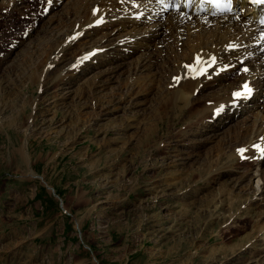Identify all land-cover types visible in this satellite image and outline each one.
Segmentation results:
<instances>
[{
    "label": "rangeland",
    "instance_id": "1",
    "mask_svg": "<svg viewBox=\"0 0 264 264\" xmlns=\"http://www.w3.org/2000/svg\"><path fill=\"white\" fill-rule=\"evenodd\" d=\"M76 2L50 11L46 0H0V264H264V161L226 166L245 141L239 130L264 113L263 97L232 116L214 114L223 121L215 128L195 121L203 100L221 91L216 83L182 112L158 107L178 66L153 80L154 92L133 68L141 53L158 48L163 56L184 39L181 29L163 40L171 33L163 25L155 41L163 43L124 51L113 60L119 72L110 73V87L96 95L137 80L144 93L134 99L143 103L95 106L89 91L108 65L80 60V48L121 33L99 29L47 55L78 23L70 15Z\"/></svg>",
    "mask_w": 264,
    "mask_h": 264
},
{
    "label": "bare ground",
    "instance_id": "2",
    "mask_svg": "<svg viewBox=\"0 0 264 264\" xmlns=\"http://www.w3.org/2000/svg\"><path fill=\"white\" fill-rule=\"evenodd\" d=\"M52 1L53 5L48 6L49 3L46 0L48 4L46 3L45 9L53 10L62 0ZM226 1L235 3L233 9H220L214 0H120L121 3L119 0H77L73 14L70 15L78 18V27L76 24L67 35L61 36V39L58 38L47 55L53 54L55 56L61 51L66 52L69 47L82 38L91 36L99 29L116 30V33H121L116 41L110 42L105 39L98 44L89 45L84 49L80 48V60L102 57V60L106 62L105 65H108L109 75H102L103 79L100 78L99 81L95 82L94 89L89 92L93 95L92 99H96L95 106L97 107L110 105L114 102L117 108L122 104V98L131 106L140 105L142 101H136L134 97L143 95L144 91L137 80H133L132 84L123 89L118 88L116 91L112 89L110 98L96 96L110 87L111 75L119 72V69H115L113 60H120V57L126 55L122 53L124 51L128 53L130 48H133L134 51L136 49L143 52L146 48L152 49L155 44L162 42L161 40L155 43L156 39L161 36L159 27L163 25H166L171 32L163 40H166V37L169 40L170 37L178 35V31L184 29L185 32H183L186 33L183 35L184 39L178 38V42L183 40L180 49L177 48L178 42L175 41L174 44L166 47L168 52L163 56L159 54L161 51L157 52L158 48H155V51L143 52L137 58L133 69L148 75L145 81L151 80L150 88L154 92L153 80L159 75H163L165 68L166 71L170 68V63H176L178 68L176 67L177 69L172 73L177 72L179 75L170 81V90L157 101L158 107L164 109L175 108L182 112L185 108H191L197 103L196 96L200 91L214 83L221 85L220 92L214 91L210 98L203 100L204 106L201 107L204 115L195 121V123L215 128L216 125H221L223 121L216 123L214 114L219 116L230 113L228 116H232L237 113L238 108L254 106L252 101L255 97H263L264 103V26L261 20L264 8L262 5H252L247 0ZM65 14H69L67 10ZM63 16L61 14V19ZM108 46L111 48L106 51ZM46 51L47 49L45 53ZM152 52L153 55H151ZM31 53L33 54V51L29 52V54ZM55 58L51 63L59 59V57L58 59ZM47 60L51 59L48 58ZM156 60L158 66L157 63H154ZM241 64L245 66L244 72L240 71L235 74V82H227L232 74L231 71L239 68ZM246 66L251 68L248 70ZM203 67H206V70L201 74L199 71ZM78 72L79 69L75 70V74L69 72V75L61 76V80L64 81L68 78L70 80ZM239 91H242V95L234 97V94ZM90 103L92 105L91 101ZM259 104L261 105L260 102ZM256 112L252 123L246 121V127L239 130L243 134L242 140L245 141L241 144L244 145L240 146L241 144H239L237 146L240 147L235 146L232 152H227L230 159L226 165L228 168L239 167L242 158L246 159L244 162H248L247 166L251 168L254 165L260 167L264 161V113L258 110ZM159 116L162 114L159 113ZM24 145L27 146V140H25ZM223 145L222 142H219V152L223 153ZM242 148L245 149L244 153L240 151ZM223 166L225 165L222 164ZM200 172L202 173V170ZM79 225H81L80 221Z\"/></svg>",
    "mask_w": 264,
    "mask_h": 264
},
{
    "label": "snow or ice",
    "instance_id": "3",
    "mask_svg": "<svg viewBox=\"0 0 264 264\" xmlns=\"http://www.w3.org/2000/svg\"><path fill=\"white\" fill-rule=\"evenodd\" d=\"M237 95H240V93H237ZM240 151H241V152H243L244 150H243V149H241Z\"/></svg>",
    "mask_w": 264,
    "mask_h": 264
}]
</instances>
